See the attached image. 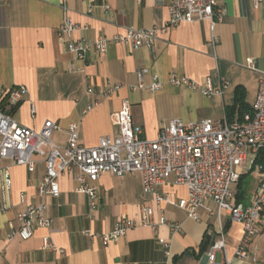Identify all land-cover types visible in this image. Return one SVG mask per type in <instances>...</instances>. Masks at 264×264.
Returning <instances> with one entry per match:
<instances>
[{
  "label": "crops",
  "instance_id": "crops-1",
  "mask_svg": "<svg viewBox=\"0 0 264 264\" xmlns=\"http://www.w3.org/2000/svg\"><path fill=\"white\" fill-rule=\"evenodd\" d=\"M216 2L215 11H222V18L215 24L208 20L181 23L161 34L152 48L133 50L112 45L104 54L91 52L82 62L68 51L67 40L59 38L65 18L89 27L86 32L75 33L76 40L96 39L125 33L131 27H163L169 19L167 6L158 0H0V99L4 91L26 86L28 94L14 110L15 119L35 130H41L48 121L60 125L63 130L53 138L61 147L68 144L67 128L71 124H78L79 142L88 147L97 146L102 137L119 135L111 115L125 100L131 104L134 125L142 127L148 139H155L160 127L175 119H241L252 109L259 84V73L246 67L247 59L253 58L256 68L264 69V12L255 9L251 0ZM214 35L218 39L216 55L210 46ZM217 68L229 82L223 97L208 98L201 92L169 84L155 94L130 89L140 81L138 72L143 73L141 80L146 84L154 76L166 81L174 73L198 82L211 77L216 89ZM108 82L123 87L106 98L103 90ZM89 87L94 89L93 94L87 93ZM93 101L99 104L85 114ZM10 165L0 158V201L12 206L10 212H0V264H211L208 256L220 239L221 228L225 231L226 255L233 264H264V238L253 244L257 262H238L235 254L243 235L241 224L226 213L219 216L212 201L200 211L199 221L188 218L175 206L155 203L154 196L144 192L141 173L122 177L103 174L99 180L100 208L92 216L88 198L77 192L73 174L62 176L60 197H46L52 226L37 229L29 240L8 241L11 224L17 227L18 214L42 201L39 184L47 172L40 158L34 172L13 165L12 185L5 192L1 170ZM157 189L174 201L187 197L185 186L175 185L173 177ZM143 206L154 209L155 229L136 227L109 245L81 234L84 229L110 232L125 218L139 223ZM162 217L182 224V232L173 234L160 225ZM46 237L63 252L45 249ZM161 239L169 243L170 255L160 244ZM223 254L216 251L213 264H225Z\"/></svg>",
  "mask_w": 264,
  "mask_h": 264
},
{
  "label": "built area",
  "instance_id": "built-area-1",
  "mask_svg": "<svg viewBox=\"0 0 264 264\" xmlns=\"http://www.w3.org/2000/svg\"><path fill=\"white\" fill-rule=\"evenodd\" d=\"M96 0H91L95 3ZM255 9L264 12V0H251ZM169 11V19L163 27L139 30L128 28L125 33L111 37L100 36L96 39H75L77 32H86L89 27L74 24L68 18L59 28V38L67 40V48L79 61L86 62L91 52L99 54L107 52L112 45H125L133 50L142 47L152 48L155 41L169 28L181 23L210 21L215 24L222 18V11H215L216 0H158ZM67 10L66 6L63 7ZM218 39L214 35L210 46L216 55ZM246 67L259 74L258 93L252 109L241 119L231 120L206 119L202 121L185 122L182 119L171 120L160 127L155 139L144 137V130L135 126L131 113V104L125 100L120 110L111 115L112 123L119 128L116 137L106 136L99 140L95 147L81 145L79 142L78 124L67 128L68 144L61 147L54 141V134L63 128L55 122L48 121L41 130H35L20 124L14 117V110L25 101L28 94L26 86H16L3 92L0 99V158L11 163L1 170L3 190L8 192L12 185L11 169L13 165L26 166L30 172L36 170L38 158L46 164V176L39 184V195L42 201L36 205L27 206L17 216V227L11 224L8 241L15 238L31 239L39 228H50L53 224L48 216L47 196L59 198L61 188L59 180L68 173L78 184L77 192L88 198L91 216L100 208L101 193L99 180L103 174L110 173L117 177L127 174L141 173L143 189L147 195H153L155 203L163 202L186 212L187 217L199 221L200 211L210 201L217 207V213H226L230 219L243 226L235 257L240 261L257 262L258 257L253 244L258 238H264V69H257L255 60L248 58ZM139 83L131 85L132 91L144 90L148 93H158L166 84L189 88L201 92L204 96H224L229 87L228 80L223 77L218 68L219 87L215 89L211 77L198 82L180 74H171L167 80L154 76L149 84L141 80L143 73L138 72ZM123 87L122 84L108 82L103 90L106 98L114 96ZM87 93L93 94L89 87ZM99 104L93 101L88 104L84 113H88ZM11 111V109H13ZM11 113H10V111ZM35 106L32 105L33 116ZM257 168L260 172L256 189L248 204L237 197L234 185H238L241 177ZM170 177L174 184L185 186L187 197L178 201L171 200L158 193V189ZM23 203L24 198L22 200ZM12 206L6 201H0V212L8 213ZM155 211L152 207L143 206L141 221L131 219L119 220L112 231L99 233L84 229L81 234L91 240H100L104 245L118 242L136 227H151L155 229ZM159 224L166 226L173 234L182 232V224L172 222L164 217ZM220 239L216 241L208 256L213 264L216 251L225 255V264H233L226 251L225 231L219 232ZM160 244L170 255V245L161 239ZM44 248L59 250L49 237L44 238Z\"/></svg>",
  "mask_w": 264,
  "mask_h": 264
},
{
  "label": "rangeland",
  "instance_id": "rangeland-1",
  "mask_svg": "<svg viewBox=\"0 0 264 264\" xmlns=\"http://www.w3.org/2000/svg\"><path fill=\"white\" fill-rule=\"evenodd\" d=\"M260 176V172L257 168H255L252 172L244 175L240 186L234 185L235 191H240L243 195V199L241 200L244 204H248L249 198L252 197L258 182V178Z\"/></svg>",
  "mask_w": 264,
  "mask_h": 264
},
{
  "label": "trees",
  "instance_id": "trees-1",
  "mask_svg": "<svg viewBox=\"0 0 264 264\" xmlns=\"http://www.w3.org/2000/svg\"><path fill=\"white\" fill-rule=\"evenodd\" d=\"M239 101H241V99H239ZM241 106H243V105H241ZM14 110V108L13 109H11V111H13ZM10 111V110H9ZM11 111H10V113H11ZM230 116V115H229ZM243 177L244 176H242L241 177V180H240V182H239V186H240V184H241V181H242V179H243ZM237 197L239 198V200H241V199H243V195L240 193V191H238V193H237Z\"/></svg>",
  "mask_w": 264,
  "mask_h": 264
}]
</instances>
